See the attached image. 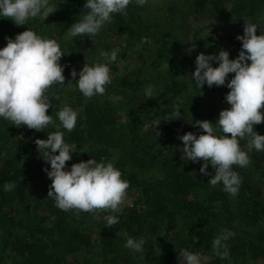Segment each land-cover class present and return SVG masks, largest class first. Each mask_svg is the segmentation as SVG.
<instances>
[{
  "label": "trees",
  "instance_id": "16d2710c",
  "mask_svg": "<svg viewBox=\"0 0 264 264\" xmlns=\"http://www.w3.org/2000/svg\"><path fill=\"white\" fill-rule=\"evenodd\" d=\"M85 2L50 0L51 5L58 6L57 11L45 20L40 16L30 18L26 25L19 27L11 19L0 17V48L7 44V38L15 39L18 33L29 29L41 38L56 40L65 54L59 62L64 66L65 84H54L45 93L51 103L48 114L57 125L60 124L57 116L61 110L59 100L67 97L68 103L72 93L77 92L74 90L69 95L66 91L71 83V60L85 62L86 56L96 55L92 38H66L71 24L79 22L86 14ZM189 5L193 11H204L210 5L216 16L227 23L230 19L256 23L264 18V0H195ZM141 9L132 0L126 14H113L112 22L106 24V30L116 33L126 42L133 40L147 47L144 52L135 51L136 60L141 63L135 64V75L140 78L133 81L131 76H125L116 81V74L105 86L103 95L92 99L76 98L74 105L83 114L72 132L66 133L62 127L53 125L42 131L26 126L17 128L1 119L0 264H116L121 254L128 255L131 264H177L182 249L193 253L213 251V240L225 229L234 233L227 241V256L221 259L214 255L210 264H253L264 259L262 184L253 182L246 168L234 165L233 170L242 177L238 194L231 196L223 191L222 184L212 187L208 183L210 176L199 171L203 161H186L182 152L183 142L176 141L177 135L186 132L184 126L188 121L195 127L188 132L199 135L203 131L193 125L198 120L195 118L197 112L190 113L195 100H200L202 119L199 120H209L214 124L220 111L231 107L214 101L205 102L204 95L218 87L209 88L205 84L200 89L197 86L192 76L196 56L192 68L189 71L185 68L184 52L193 41L196 44L203 25L197 24L192 36H181L172 27L180 14L175 0L167 6L169 16L146 18ZM236 28L232 24L228 27L231 32ZM228 40L221 36L214 38L213 44L205 40V47L208 43L212 45L203 52L218 54L223 48L229 52V58L234 59L239 54L241 43L231 36ZM129 52L124 46L121 51L125 61L123 66L130 61ZM95 60V64L104 63ZM146 60L150 62L143 69ZM117 61L109 65L110 72L119 73ZM212 64L218 66L216 61ZM232 75L229 74L228 79ZM149 80L153 83L158 80L154 98L147 99L144 94L136 101L133 96L139 95L138 90L142 86L147 87L142 83L148 84ZM77 93L83 95L80 91ZM181 98L184 102L180 101ZM178 101L181 103V118L165 121L177 110L174 102ZM261 111L264 113V109ZM157 122L159 124L155 127ZM58 130L64 131L65 137L71 141L80 142L83 136L95 142L92 148L81 151L78 158L72 155L68 169L73 163L91 158L98 163L112 162L121 172V178L129 182L123 212L114 227L105 226L104 217L111 214L107 211L65 212L47 197L52 181L44 168L50 169V165L40 157L35 140L46 139L48 133ZM254 130L264 135V123L255 125ZM217 135H220L219 131ZM239 143L241 149L247 151L246 139ZM248 155L249 165L264 177V151L253 150ZM208 171L215 174L211 164ZM6 182L14 183L16 187L5 192L3 186ZM94 216L98 218L95 220ZM180 220L184 224L191 222L194 225L192 231L185 228L183 231L175 230ZM157 236L161 239L158 247L154 242ZM129 237L145 241L143 253L125 247Z\"/></svg>",
  "mask_w": 264,
  "mask_h": 264
},
{
  "label": "clouds",
  "instance_id": "9594fccd",
  "mask_svg": "<svg viewBox=\"0 0 264 264\" xmlns=\"http://www.w3.org/2000/svg\"><path fill=\"white\" fill-rule=\"evenodd\" d=\"M132 0H86L83 8L86 14L79 22L71 24L66 38L96 36L101 29L113 20V14H126ZM148 0H135L137 6H144ZM58 6L50 0H0V17L8 18L16 26L26 25L30 18L40 16L45 20L57 11ZM243 35H237L241 49L236 58L230 59L229 52L220 49L218 54L199 53L195 58V71L192 72L197 86L202 89L205 84L226 86L230 91L225 99L230 108L222 109L215 124L209 120H196L194 126L202 129L197 135L186 132L182 140V152L186 161L200 162V173L210 176L208 183L215 187L223 185V191L231 196L239 192L242 177L233 170V166L246 168L250 163L249 152L264 151V135L254 130L255 125L264 123V32L257 35L258 24L245 20ZM210 32L202 34L206 38ZM194 41L187 49L189 54L195 49ZM70 54V53H69ZM65 54L56 40L41 38L32 30L18 33L15 39L7 38V44L0 48V117L19 128L42 131L53 125L72 132L77 124L78 113L69 106H64L58 113L60 124L57 125L48 109L51 103L45 93L54 84L64 85V66L59 62ZM104 63L88 66L86 63L77 73L71 71L79 91L85 98L103 95L106 85L111 83L109 65L116 61L117 51L109 54L101 50ZM216 61L218 66H213ZM250 62V63H249ZM229 74H233L228 79ZM79 76V79H75ZM145 97L154 98L151 85L145 89ZM181 113L175 110L165 121L179 120ZM160 122V121H159ZM157 122L155 127L159 124ZM215 125L216 127L214 128ZM219 131L220 135H217ZM159 134V133H158ZM246 139V149L242 150L239 141ZM40 157L50 164L44 168L52 183L47 197L55 202L62 211L95 213L107 211L105 226L114 227L119 223L122 205L130 187L128 181L121 178V172L112 162H97L94 159L81 160L67 168L72 153L77 146L68 144L61 131L48 133L46 139L35 140ZM6 155V153L4 154ZM215 171L211 175L208 166ZM4 191L13 190L16 185L6 182ZM234 233L225 229L213 240L214 254L221 259L227 256V241ZM143 239L129 237L125 247L144 252ZM179 256L185 264H203L199 254L182 249Z\"/></svg>",
  "mask_w": 264,
  "mask_h": 264
},
{
  "label": "rangeland",
  "instance_id": "374dc122",
  "mask_svg": "<svg viewBox=\"0 0 264 264\" xmlns=\"http://www.w3.org/2000/svg\"><path fill=\"white\" fill-rule=\"evenodd\" d=\"M135 1V0H133ZM195 0H175L176 3V7H178V10L180 11L179 14V18L176 19V22L173 23L172 27L178 31V33L181 36H192V33L194 31V29H196V25L198 24H202L203 25V29L201 30V34L199 35V37H197L196 40V47L193 51H191V53L189 54V52L186 50L184 52V64H185V68L187 71H189L192 68V62L193 59L195 58L194 56H197L199 53L203 52L204 50L210 49L209 46L213 44V39L216 37H222L223 40L228 41V38L231 36L232 38H236L237 35H243V29H244V25L246 22L245 20L242 19H230L227 22H224L219 16H216L215 12L213 11V9L211 8L210 5H208L205 10H200V11H193L190 8L189 3H193ZM61 2V0H60ZM171 2V0H148V2L144 5L141 6L142 9L140 10L141 13L146 16V18H151L153 19L154 17H165V16H169L167 15L168 9L167 6L168 4ZM170 15H172V13H169ZM236 25L238 28H236L235 30H232V32L230 31V29H228L229 25ZM256 24H258V28H257V34L264 31V18L263 19H259V21L256 22ZM228 25V26H227ZM209 26V27H207ZM107 29V25L104 26L103 30L100 31L96 36L91 37L92 38V42L94 43V48L93 49L96 52V55L91 54V56H86V61L85 62H80L78 59L75 60H71V65H70V71H72L73 69H75L77 71V73H79L80 70H82V68L84 67L85 63L88 66H94L96 60H102L104 61V58L100 55L101 50L111 53L112 50H116L117 51V63L120 65L119 66V73H114V72H110V77H112L113 75L118 74V76L115 77L116 81H118L120 79V77L123 79V77L128 76V78L130 77L133 81H135L138 77L136 74V69L135 64L138 62V64H141L140 61L136 60V55H135V51L137 52L136 49H138V52H144L147 50V47H143L144 44L136 42L131 40V42H126L124 40V38H119L117 36L116 33H113L112 31H108ZM210 32V34L206 37V38H200V36L202 34L208 33ZM125 37V36H123ZM205 40H208V42H212V44L208 43L207 47H205L204 45H206L207 43L203 42ZM241 43V41H240ZM124 45L125 47H127L129 49V53L131 54V56H129L130 61L127 62L128 66L125 65L123 66V63H125V61L122 59L121 57V51L124 48V46L121 48L120 46ZM131 47V48H130ZM118 49V50H117ZM150 62V60H146L145 62V66L142 67L143 69L148 65V63ZM141 66V65H140ZM140 68V71H142L143 69ZM146 69V68H145ZM135 71V73H134ZM152 73L155 75V69L152 68L151 69ZM119 77V78H117ZM75 79H79V76L77 75V77ZM71 83L69 84V88L66 89L67 93L69 95H71L72 92H74V90H76L77 92L79 91L78 87H77V83L76 81H73V77H70L69 80ZM144 86L145 84L147 86L151 85L153 90H157L158 88V80L155 81L154 83L152 81L149 80V83H142ZM145 89L146 87H143L141 89H139V95H134L133 97L135 98L136 101H138L141 97H143V95L145 94ZM230 91V89H228L226 86H220L218 87L215 91H212L210 93H206L204 95L205 98V102L207 101H214L216 103H221L224 106H230V104L227 103L225 96L226 94ZM74 92L72 93V95L69 97L68 103L66 102L65 99H61L59 100V107L62 109L64 106H69L71 107L74 111H76L78 113L77 116V123L80 122V115L83 114V112L80 110L79 107H76L74 105V101L76 100V98H81V96L83 95H79V93ZM84 97V96H83ZM93 98V97H92ZM89 98V99H92ZM68 100V99H67ZM184 98H181L180 101H183ZM180 101L178 102H174L175 106L177 109L180 110L181 108V103ZM200 100H195L193 102V109L190 110V113L192 112H197L195 115V118L202 119V116H200V111H202L200 108ZM180 103V104H179ZM203 115V114H202ZM187 118H190V116L188 115ZM0 117V121H1ZM78 125V124H76ZM184 129L186 132H188L187 130H194L195 127L191 126L190 121L187 122L186 127L184 126ZM64 135V140L66 143L68 144H74L77 146V151L73 152L72 155L75 158H78L81 151L86 150V149H90L94 146L95 142L93 139L87 137H81V139L79 140L80 142H76L74 140H68L65 137V134L68 132L67 130L61 131ZM185 132V133H186ZM83 132H81L82 134ZM182 135H177L176 137V141L181 142L182 140L179 139V137ZM68 166H70L69 161L67 162ZM50 165V164H49ZM246 171L249 173L251 179L253 180V182L255 183H259L262 184V187H264V177L261 176V174L259 173V171L257 169H255L254 167H252L251 165H248L246 167ZM124 205V204H123ZM95 220L98 218V216H94ZM152 218V217H151ZM180 224L177 225L175 227V230H179V231H183L184 228L185 230H187L188 232L192 231L194 225H192L191 222H187V223H182L181 220L179 222ZM184 225V226H183ZM186 231V232H187ZM160 236L155 237V243H156V247L159 246L160 244ZM196 254H199L202 257V261L203 264H210V260H212V258L214 257V251H209V252H204V253H200V252H196ZM116 264H131L130 260H129V256L127 255H120L119 260L116 262ZM177 264H185V261L181 258L180 261H178ZM253 264H264V259H258L256 262H253Z\"/></svg>",
  "mask_w": 264,
  "mask_h": 264
}]
</instances>
